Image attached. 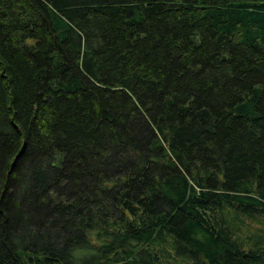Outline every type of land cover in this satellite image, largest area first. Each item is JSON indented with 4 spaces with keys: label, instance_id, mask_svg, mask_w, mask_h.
<instances>
[{
    "label": "trees",
    "instance_id": "obj_1",
    "mask_svg": "<svg viewBox=\"0 0 264 264\" xmlns=\"http://www.w3.org/2000/svg\"><path fill=\"white\" fill-rule=\"evenodd\" d=\"M168 235L264 264V0H0V264H162Z\"/></svg>",
    "mask_w": 264,
    "mask_h": 264
},
{
    "label": "rangeland",
    "instance_id": "obj_2",
    "mask_svg": "<svg viewBox=\"0 0 264 264\" xmlns=\"http://www.w3.org/2000/svg\"><path fill=\"white\" fill-rule=\"evenodd\" d=\"M176 2H182L183 0H175ZM193 40L195 42L199 41V34L196 33L193 37ZM113 228V227H112ZM167 242H160L158 244V247H161V251L159 252L160 254V260L159 262H161L162 264H190L191 263V258H189L188 256H172V249H173V238L168 235L165 236ZM112 237L109 236L107 237V235H98V231L96 230H91L88 232V240L89 242L94 245L95 247H101V245L106 244L109 240L112 241ZM107 240V242H106ZM170 243V245H169ZM172 248V249H171ZM82 256L84 258L88 257L89 254L87 252L82 253ZM168 256V257H167Z\"/></svg>",
    "mask_w": 264,
    "mask_h": 264
}]
</instances>
